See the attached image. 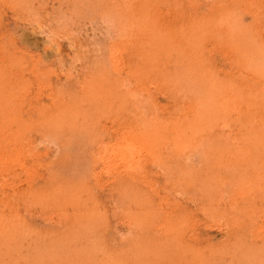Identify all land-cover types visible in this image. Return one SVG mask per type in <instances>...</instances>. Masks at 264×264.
<instances>
[{"label":"rangeland","instance_id":"rangeland-1","mask_svg":"<svg viewBox=\"0 0 264 264\" xmlns=\"http://www.w3.org/2000/svg\"><path fill=\"white\" fill-rule=\"evenodd\" d=\"M0 264H264V0H0Z\"/></svg>","mask_w":264,"mask_h":264}]
</instances>
